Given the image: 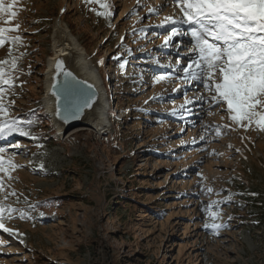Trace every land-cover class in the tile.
<instances>
[{
    "label": "rangeland",
    "instance_id": "obj_1",
    "mask_svg": "<svg viewBox=\"0 0 264 264\" xmlns=\"http://www.w3.org/2000/svg\"><path fill=\"white\" fill-rule=\"evenodd\" d=\"M107 2L112 16L105 18L96 15L99 4L84 0H20L12 22L20 29L8 35H19L22 45L0 46V60L9 47L19 57L6 94L9 115L36 138L0 139L19 166L10 179L0 172V205L17 210L3 220L12 231L0 229V264H264V131H233V124L216 135L217 126L231 123L227 114L211 105L202 83H185L175 70L195 55L191 26L157 27L181 18L173 0ZM58 19L98 70L108 59L118 67L116 113L100 134L84 130L62 140L49 122L29 118L43 111ZM172 27L181 35L166 52ZM185 99L193 103L182 108ZM131 106L142 113L138 124ZM146 106L153 110L142 112ZM228 196L214 221L225 227L212 234L203 209Z\"/></svg>",
    "mask_w": 264,
    "mask_h": 264
},
{
    "label": "snow or ice",
    "instance_id": "obj_2",
    "mask_svg": "<svg viewBox=\"0 0 264 264\" xmlns=\"http://www.w3.org/2000/svg\"><path fill=\"white\" fill-rule=\"evenodd\" d=\"M84 2L99 4L103 11H96V15L105 18L112 16V5L107 0H84ZM137 2L139 3L140 0ZM19 3L20 0H7V2L0 0V25H8L0 26V46L6 43L22 45V38L19 35H8L20 29L19 23L12 24L19 15ZM173 3L178 6L182 14L181 18L177 20L166 17L157 27L168 24L191 26L190 35L194 43L190 53L195 55H190L186 66L175 70L183 73L181 79L185 83L191 81L202 83L204 90L212 93L211 105H215L222 113L227 114L231 123L217 126L216 135H220L221 127H231L233 124L236 126L233 131L241 127L247 131L252 125L264 131V0H173ZM157 11L156 8L148 9L152 14ZM178 35H181V28L172 27L170 35L165 36L163 46L167 47L173 37ZM8 57L0 60V139L8 138L13 134L36 139L21 127L23 122L20 119L9 115L10 108L6 106V94L13 87L12 70L17 68L19 57H12L11 47L8 49ZM179 64L178 60L177 65ZM56 66L60 70L62 63L58 61ZM121 67H124V64H121ZM65 75L71 74L65 72ZM196 99L204 101L205 98L200 95ZM191 103L192 100L185 99L181 107L184 108ZM66 111L73 117L76 115L71 102ZM172 114H176L175 110ZM223 118L222 115L221 119ZM17 167L19 166L12 161V157L6 154V149L0 147V172L10 179V172ZM2 180L3 177H0V181ZM3 189L4 185L0 182V191ZM212 191L211 188L207 189L208 193ZM230 199L231 196H228L223 201H211L203 209L213 221L205 223L204 228L211 230L212 234H218L219 230L225 227L214 221L219 215V204L227 203ZM214 206L215 211H213ZM15 211L17 210L12 207L5 208L0 205V229L4 232L12 231L4 226L3 220L11 219V214ZM5 212L8 214L7 217L4 215ZM20 216L24 218L25 214L21 211Z\"/></svg>",
    "mask_w": 264,
    "mask_h": 264
},
{
    "label": "water",
    "instance_id": "obj_3",
    "mask_svg": "<svg viewBox=\"0 0 264 264\" xmlns=\"http://www.w3.org/2000/svg\"><path fill=\"white\" fill-rule=\"evenodd\" d=\"M58 22H60L59 19L55 21L54 25ZM48 59L43 75L45 87L44 96L53 100L54 111L52 112L47 109L44 99H42V108L44 115L55 129L57 136L63 138L71 129L82 126L84 121L88 120V116L96 109L97 113L95 117L97 116V121L103 120V116L105 119L108 114V102L100 78L97 83L84 80L76 70L73 60L69 61L65 57H59L54 62L53 68L51 69V77L48 80L50 86L46 92ZM84 59H86V67L92 73V76L98 78L97 70L90 67L91 65L88 62L89 58L85 56ZM58 61L62 63V68L60 70H58L56 66ZM65 72L71 75L66 76ZM69 102H71L74 110H76V115L74 117L66 111ZM85 104H87V106H84ZM66 117H68L67 120L65 119ZM88 125L91 126V123L89 124L88 122ZM104 127L108 128V123L105 122Z\"/></svg>",
    "mask_w": 264,
    "mask_h": 264
},
{
    "label": "bare ground",
    "instance_id": "obj_4",
    "mask_svg": "<svg viewBox=\"0 0 264 264\" xmlns=\"http://www.w3.org/2000/svg\"><path fill=\"white\" fill-rule=\"evenodd\" d=\"M51 53L52 55L48 59L47 63V71H46V92L49 89V79L51 77V69L53 68L54 62L57 60L59 57H65L66 59L73 60L74 65L80 76L87 81L97 83L99 82V78L102 82V86L104 87L103 81H102V76L100 75V72L95 68V66L92 65V62L87 55L85 49L79 44L78 40L71 34L69 28L62 22H58L54 25V30L52 32L51 36ZM85 56L89 58L88 62L90 63V67L97 70V75L98 78L93 77L92 73L87 69L86 64H85ZM87 62V61H86ZM87 62V63H88ZM96 78V79H95ZM43 99L45 100L46 107L49 111H54L53 107V100L50 99L47 96H44ZM97 113V109L92 112L88 116V122L89 124L91 123V126L88 125L87 121H84L82 126L76 127L71 129L69 132L66 133L65 137L61 138L66 139L73 134L84 131V130H90L93 133L100 134L103 131L106 130V127H104V123H108L107 117L103 116V120H98L97 121V116L95 117ZM104 122V123H103ZM92 128V129H91Z\"/></svg>",
    "mask_w": 264,
    "mask_h": 264
},
{
    "label": "trees",
    "instance_id": "obj_5",
    "mask_svg": "<svg viewBox=\"0 0 264 264\" xmlns=\"http://www.w3.org/2000/svg\"><path fill=\"white\" fill-rule=\"evenodd\" d=\"M133 44L134 42L136 43V40L135 41H132ZM97 53V52H96ZM95 53V54H96ZM100 56V55H99ZM120 90V89H119ZM132 109H133V113L134 114V117H135V122H137V124L139 123V118H140V113L136 112L135 111V108L132 106ZM29 118L31 119H34L35 121L37 122H40L39 118H42V120H44L47 124H48V121L46 119V117L43 115L42 113V109L41 107L37 108V109H34L32 113L29 114ZM31 168H34V165H31L30 166Z\"/></svg>",
    "mask_w": 264,
    "mask_h": 264
}]
</instances>
